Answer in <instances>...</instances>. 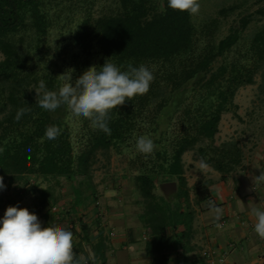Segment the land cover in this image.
<instances>
[{"label": "trees", "instance_id": "16d2710c", "mask_svg": "<svg viewBox=\"0 0 264 264\" xmlns=\"http://www.w3.org/2000/svg\"><path fill=\"white\" fill-rule=\"evenodd\" d=\"M72 1L0 0V176L16 192L33 191L37 178L77 180L72 186L75 208L85 190L95 195L91 168L96 153L112 149L126 154V174L144 229L147 264H170L173 251L190 248L195 207L210 199L212 183L203 177L188 186L183 153L194 149L220 173V179L241 161L238 141L216 144L215 135L221 114L236 107L237 88L253 83L257 72L259 91L264 94V23L245 48H238L235 58L228 59L249 16L241 17L216 43L202 45L191 15L169 9L167 0H118L114 13L78 16L70 30L59 32L67 38L69 50L76 48L70 56L76 76L96 59L97 67L109 62L122 70L129 63L143 64L155 76L147 94L112 111L111 135H106L83 117L74 128L67 106L50 112L36 103L34 88L39 81L53 91L65 83L58 77L64 74L58 44L52 49L48 38L59 19L57 9ZM21 107L31 111L17 122ZM51 125L61 130L55 140L45 136ZM140 136L153 140V154L146 157L137 152ZM79 226V246L86 256L81 242L90 244L88 227L81 219ZM191 264H206L201 251Z\"/></svg>", "mask_w": 264, "mask_h": 264}, {"label": "crops", "instance_id": "0c3cea01", "mask_svg": "<svg viewBox=\"0 0 264 264\" xmlns=\"http://www.w3.org/2000/svg\"><path fill=\"white\" fill-rule=\"evenodd\" d=\"M261 142L262 146L258 145V150L252 149L243 154L239 165L224 179L213 181L209 185L210 199L223 208L222 218L225 220V224L217 228L213 214L205 205L204 212L199 215L196 213V217L202 215L198 220L200 233L193 232L188 243L190 248L187 250L179 248L175 250L176 252L173 251L176 253L174 255L176 261L182 264H191L195 259L198 247L205 246L202 250L206 248H214L217 251L224 248L228 250L227 257L222 264H264V239H260L254 232L256 221L251 211L252 208L264 210V183L254 185L253 181V177L259 176L261 171H264V140ZM59 179L57 182L55 179L43 181L37 178L34 181L33 191L26 190V188L16 199L21 198L22 208L31 206L30 212L39 217L42 226L46 227L49 223L59 224L72 231L74 252L79 257L84 256V252L79 246L81 230L73 218L74 216L80 217L84 212L82 207L87 198L91 209L90 217H88L89 219L82 218V222L88 227L90 244L81 243L87 252L90 249L95 253L97 264H147L149 262V257L146 256L144 250V229L137 217L138 207L133 202L130 182L125 186L127 188L115 184V187L118 188L116 192L119 193L117 198L114 197L113 191L104 192L102 199L104 211L102 214H98L92 205L93 198L97 196L96 184L95 195H91V189L87 190L83 196L77 199L76 207L72 208L76 201L72 186V198L70 197L69 204H66L65 200L59 199L60 194L54 190L57 187L52 183L59 186L61 183ZM72 185H75L74 182ZM58 188L63 191L60 186ZM104 188L108 189L106 186ZM190 196L192 197V192H190ZM56 202H59L58 210L52 211L50 206ZM203 203H200L201 209ZM196 210L198 209L196 208ZM3 215L0 219L3 218ZM81 217L84 216L81 215ZM110 232L113 233L110 234Z\"/></svg>", "mask_w": 264, "mask_h": 264}, {"label": "clouds", "instance_id": "9594fccd", "mask_svg": "<svg viewBox=\"0 0 264 264\" xmlns=\"http://www.w3.org/2000/svg\"><path fill=\"white\" fill-rule=\"evenodd\" d=\"M167 7L173 11L197 15L201 5L198 0H167ZM72 71L70 69L58 76L65 83L55 91L48 90L43 80L39 81L38 87L34 88L37 105L50 112L67 106L75 116L89 120L95 129L106 135H111L108 122L112 111L136 96L147 94L155 80L153 71L143 64L135 67L129 63L126 70L109 62L100 67L93 65L74 84L71 82ZM30 111L27 107L19 108L15 120L19 122ZM60 134V128L55 125L45 130L48 140H55ZM135 146L137 152L146 157L155 150L153 140L144 136L136 139ZM207 168L208 164L200 160L199 169ZM253 181L254 185L264 183V171L253 177ZM5 187L3 177L0 176V190ZM206 206L213 214L216 227H221L219 221L223 217V208L212 199L206 201ZM27 208L9 206L0 219V264H97L95 253L91 250L86 256L77 257L72 231L59 224L42 226L39 217L30 212L31 206ZM251 211L256 221L254 232L260 239H264V210L252 208Z\"/></svg>", "mask_w": 264, "mask_h": 264}, {"label": "rangeland", "instance_id": "374dc122", "mask_svg": "<svg viewBox=\"0 0 264 264\" xmlns=\"http://www.w3.org/2000/svg\"><path fill=\"white\" fill-rule=\"evenodd\" d=\"M75 1L76 0L69 2L67 5L68 7L65 6L57 9L59 19L54 22L53 27L50 29L48 38L52 49L57 46L56 44H58L57 49L59 52L57 54V58L60 63L63 64L64 73L72 69V60L70 56L76 48L73 49V51L69 50L68 48L70 46L67 45V38L61 37L59 32H66L67 30H70V28L74 26L78 16H83L86 12L90 13L92 16L114 13L117 10L118 0ZM198 2L201 5L199 14L191 15V18L195 26L198 44L200 45L207 41L216 43L220 37L227 33L230 26L237 24L241 17L249 16L250 21L242 31L241 38L237 46L228 52V59L235 58L238 53V48H245L252 33L264 23V0H198ZM222 8L224 11H219ZM96 61H98V59L91 61L90 66L95 65ZM82 74L83 73L79 72L76 76L74 71H72L71 82L74 84L75 80ZM254 78L255 81L253 83L244 84L237 88L233 97V102L236 104V107L232 111H226L221 114V118L218 123V131L215 135L216 144L229 139L237 140L239 146L241 147L242 155L247 153L249 150L251 151L252 149H257L258 145L262 144L261 141L264 140V94L259 91V72L255 74ZM71 122L74 128L80 126V117L72 114ZM251 146L252 148H250ZM182 158L185 165L187 183H190L188 186H191L194 181L203 177L211 178L212 183L213 181L215 182L220 180V173L213 169L210 165H208L207 169H199V161L202 159L194 149L187 150ZM128 169V156L126 154L115 153L112 149L108 151H98L96 153V160L91 168V177L92 181L96 184L97 197L102 204L104 192L108 193L113 191L114 197H116L117 194L119 195V193L116 192L118 189L115 187L116 185L119 184L120 186L127 188L125 186L129 183V179L126 174ZM59 180L61 181L59 186L64 192L58 188L59 186L56 183L53 182L52 184L57 187L54 190L57 194H60L58 197L59 199L65 200V203L69 204V199L70 197L72 198V182L70 183L64 178H60ZM50 181H53V179ZM74 184L77 185V180L74 181ZM104 186L108 187V189L104 188ZM87 190H85L84 193L87 192ZM28 192L30 193V191ZM20 193L21 190L16 192L15 188L7 186L4 190L0 191V217L9 206H18L22 208L21 198L18 200L16 199ZM108 197L111 198L109 195ZM84 202L85 204H83L82 207L84 212L81 213L84 217H81L79 213L80 217L74 216L73 218V221L78 225L80 219L82 221V218L89 219L88 217H90L91 209L89 208V199L86 198ZM57 204H59V202H56V205ZM205 205L206 202L202 204V209L201 205L196 207L198 209L196 211L198 215L206 210ZM201 216L196 217L194 220V230H196L194 233H200V222L198 220ZM204 247L205 246H199L196 255L199 254ZM174 255H176L175 252H172L170 255V264H182L181 262L175 260L176 257Z\"/></svg>", "mask_w": 264, "mask_h": 264}, {"label": "built area", "instance_id": "2783aa9c", "mask_svg": "<svg viewBox=\"0 0 264 264\" xmlns=\"http://www.w3.org/2000/svg\"><path fill=\"white\" fill-rule=\"evenodd\" d=\"M93 206L97 210L98 214L103 213L104 206L98 198L93 200ZM27 209L30 210V208ZM50 209L52 211H57L58 206L56 204H53L52 206H50ZM219 223L221 224V226H223L225 224V220L222 218ZM112 233L113 232H110V234ZM201 254L206 264H222L227 257L228 250L224 248L217 251L214 248H206L201 250Z\"/></svg>", "mask_w": 264, "mask_h": 264}, {"label": "water", "instance_id": "95a60500", "mask_svg": "<svg viewBox=\"0 0 264 264\" xmlns=\"http://www.w3.org/2000/svg\"><path fill=\"white\" fill-rule=\"evenodd\" d=\"M88 248H89V246H88ZM90 250V249H89Z\"/></svg>", "mask_w": 264, "mask_h": 264}]
</instances>
